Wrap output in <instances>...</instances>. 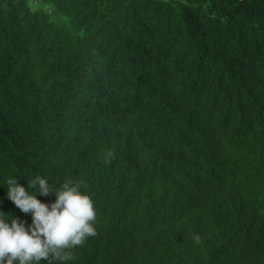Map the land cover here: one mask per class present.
<instances>
[{"label":"trees","instance_id":"16d2710c","mask_svg":"<svg viewBox=\"0 0 264 264\" xmlns=\"http://www.w3.org/2000/svg\"><path fill=\"white\" fill-rule=\"evenodd\" d=\"M36 175L96 209L53 264H264V0H0V186Z\"/></svg>","mask_w":264,"mask_h":264},{"label":"clouds","instance_id":"9594fccd","mask_svg":"<svg viewBox=\"0 0 264 264\" xmlns=\"http://www.w3.org/2000/svg\"><path fill=\"white\" fill-rule=\"evenodd\" d=\"M17 176L5 182L6 197L31 224L0 211V264H53L72 259L70 249L95 235L96 209L92 198L71 180L53 186L46 177L34 176L27 187ZM55 194L51 203L38 195Z\"/></svg>","mask_w":264,"mask_h":264}]
</instances>
